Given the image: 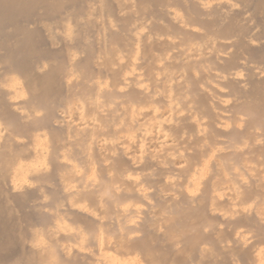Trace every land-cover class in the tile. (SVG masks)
Returning a JSON list of instances; mask_svg holds the SVG:
<instances>
[{
  "label": "bare ground",
  "instance_id": "obj_1",
  "mask_svg": "<svg viewBox=\"0 0 264 264\" xmlns=\"http://www.w3.org/2000/svg\"><path fill=\"white\" fill-rule=\"evenodd\" d=\"M0 264H264V0H0Z\"/></svg>",
  "mask_w": 264,
  "mask_h": 264
},
{
  "label": "rangeland",
  "instance_id": "obj_2",
  "mask_svg": "<svg viewBox=\"0 0 264 264\" xmlns=\"http://www.w3.org/2000/svg\"><path fill=\"white\" fill-rule=\"evenodd\" d=\"M241 232H245V229H241ZM246 235H248V234H244L245 237H247Z\"/></svg>",
  "mask_w": 264,
  "mask_h": 264
}]
</instances>
